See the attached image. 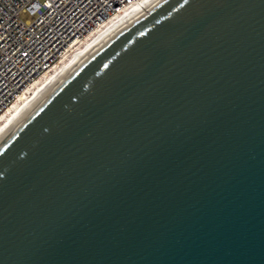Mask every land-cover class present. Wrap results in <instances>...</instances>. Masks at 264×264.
<instances>
[{"label": "water", "instance_id": "1", "mask_svg": "<svg viewBox=\"0 0 264 264\" xmlns=\"http://www.w3.org/2000/svg\"><path fill=\"white\" fill-rule=\"evenodd\" d=\"M0 264H264V0H155L6 127Z\"/></svg>", "mask_w": 264, "mask_h": 264}, {"label": "built area", "instance_id": "2", "mask_svg": "<svg viewBox=\"0 0 264 264\" xmlns=\"http://www.w3.org/2000/svg\"><path fill=\"white\" fill-rule=\"evenodd\" d=\"M142 0H0V118L60 63ZM22 13L35 16L24 19Z\"/></svg>", "mask_w": 264, "mask_h": 264}, {"label": "bare ground", "instance_id": "3", "mask_svg": "<svg viewBox=\"0 0 264 264\" xmlns=\"http://www.w3.org/2000/svg\"><path fill=\"white\" fill-rule=\"evenodd\" d=\"M155 0H142L139 4L126 10L124 13L118 15L114 20H112L105 28L91 36L79 49L74 51L60 63L52 72H50L46 77L40 80L33 87L30 95L23 96L16 102L11 109L0 118V134L8 127L32 102H34L37 97L66 69L74 66L79 62L86 54L92 51L97 45H99L105 37L127 22L131 17H133L137 12L142 10L148 4L154 2Z\"/></svg>", "mask_w": 264, "mask_h": 264}, {"label": "rangeland", "instance_id": "4", "mask_svg": "<svg viewBox=\"0 0 264 264\" xmlns=\"http://www.w3.org/2000/svg\"><path fill=\"white\" fill-rule=\"evenodd\" d=\"M21 15L24 19H33L35 17L29 13H22Z\"/></svg>", "mask_w": 264, "mask_h": 264}]
</instances>
